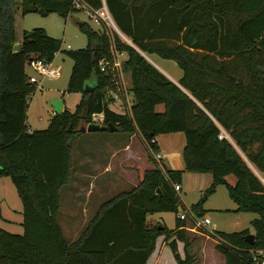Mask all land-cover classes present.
I'll return each mask as SVG.
<instances>
[{
    "label": "trees",
    "instance_id": "trees-1",
    "mask_svg": "<svg viewBox=\"0 0 264 264\" xmlns=\"http://www.w3.org/2000/svg\"><path fill=\"white\" fill-rule=\"evenodd\" d=\"M82 1L94 9L106 4L135 46L175 60L183 76L176 83L115 30L110 37L83 22L88 47L66 51L74 60L67 90L81 92L82 99L75 111L64 106L46 129L28 132L29 100L37 87L27 61L36 56L53 62L62 40L44 27L26 29L22 50L13 51L16 9L66 19L80 9L74 0H0V175L12 179L24 205L23 233L0 227V264H148L164 233L176 236L169 242L174 251L177 240L184 243L178 264H193L185 221L177 217L169 229L149 219L178 212L175 184L186 172L214 176L203 200L191 206L198 216L205 198L229 175L236 177L228 184L230 195L238 210L258 213L251 221L256 240H245L249 230L217 231L224 242L216 249L225 264H250L251 251L264 248V181L256 172L264 175V0ZM116 51L128 55L122 71L130 75L133 103L125 112L110 107L118 75L100 66L101 59L113 62ZM87 83L94 88L86 91ZM93 113H103L104 124L140 132L148 143L162 133L184 132L185 167L146 170L137 186L104 201L69 241L58 219L61 189L71 177L73 141L85 131L79 124H89ZM223 130L231 139L220 137Z\"/></svg>",
    "mask_w": 264,
    "mask_h": 264
},
{
    "label": "crops",
    "instance_id": "crops-1",
    "mask_svg": "<svg viewBox=\"0 0 264 264\" xmlns=\"http://www.w3.org/2000/svg\"><path fill=\"white\" fill-rule=\"evenodd\" d=\"M79 24L81 25V22H79ZM21 41L22 38H18L16 35V42ZM127 56V52H116V58L121 63L127 59ZM146 57L173 81L179 83L183 74H179L178 71L176 73L171 72L169 66H164L168 64L167 62L170 59L159 56L161 62H157L147 54ZM117 81V90L110 91L113 98L110 107L117 112H125L131 109L133 103V93L130 90V75L120 71ZM123 81L125 86L122 84ZM42 88H40V90ZM64 106H66L65 102ZM117 130H105L110 133L104 135L105 137L101 138V140H96L93 137H87L88 139L83 138V136H87L85 134H95L98 132L87 133L88 131L85 130L83 132L85 133L84 135L80 133L75 141H73L72 172L69 183L61 189V206L58 216L63 233L69 241H74L81 234L104 201L137 186L140 181H142L146 170L158 166L164 170L167 168L183 169L185 167V161L182 152L179 151V146H170L165 142V140L175 141L176 139L179 140V145L185 144L186 137H182L179 132L167 133L170 134V136L163 139V142H160L158 135L156 136L157 149L163 153V158L161 162L158 163L154 159L147 145V141L140 132L137 131L133 134L125 133L121 135L122 137H117L115 133ZM92 141L99 142H97L98 144H93ZM150 155H152V157H150ZM4 177L5 176L0 175V185L2 183H7L8 187L11 186V188L15 189V185H10L12 183L3 179ZM191 178H193L192 184H190ZM213 179L214 176L210 172H186L181 184V190H184L185 193L191 192V190L195 188L201 191L206 187L209 188ZM15 190L18 192L17 188ZM181 190L178 192L184 203L180 193ZM23 209L24 207H20L18 210L21 218L23 217L20 222L22 229H24ZM0 219L9 221V219L3 216V208H0ZM149 219H153V223L160 221L155 217V214L150 215ZM254 232L255 231H253V233ZM173 234L171 235V237H173L172 239L175 238ZM165 236L162 234L157 238L156 249L150 256L148 264L178 263L177 260L175 261V259H173L171 249H169L170 247L168 246L171 238ZM177 243L181 244L183 242L177 240ZM215 259L218 260L217 257H203L202 264H217V260L215 261ZM221 261V264H225V259H222V257Z\"/></svg>",
    "mask_w": 264,
    "mask_h": 264
},
{
    "label": "rangeland",
    "instance_id": "rangeland-1",
    "mask_svg": "<svg viewBox=\"0 0 264 264\" xmlns=\"http://www.w3.org/2000/svg\"><path fill=\"white\" fill-rule=\"evenodd\" d=\"M15 17V30L18 38L23 39V34L26 29L29 30L35 27H44L48 34L56 36L62 40V47L60 51L56 53L54 58V65H60L62 67V75L59 78H44L43 81H45L42 83L43 88L41 90L37 89L36 92L31 95L29 100V117L27 125L33 130H42L49 126L50 119L55 115V110L51 103L54 98L62 99L71 111H75L78 103L82 99L81 92H68L67 90L74 60L67 55L66 51L71 49L86 48L89 45L88 37L81 29L79 22H87L95 29L103 30L106 33L108 32L110 37L112 36L111 31L115 30L125 41L133 44L129 41L130 39L117 30V27H115L112 22L103 21L101 24H98L83 9L73 11L66 19L57 12H52L48 15H41L37 12L23 14L20 7H18L15 12ZM151 57L155 61L161 62L158 55L153 54ZM167 63L168 64H165L164 66H169L171 72L176 73L178 71L179 74H183V70L175 60L170 59ZM26 70L28 74L32 73L30 68H27ZM122 84L124 85V81ZM123 91L125 92L124 89ZM87 126L88 122L86 123L85 120H82L79 124V129L81 127L86 129ZM87 133L91 132L88 131ZM107 133L110 132L98 131L95 134L83 133L82 135H87L83 136V138L93 137L96 140H101V138L105 137L104 135ZM115 133L117 137H122L121 135L127 132L117 130ZM179 134L182 135V137L185 136L184 132H179ZM169 136L170 134L162 133L158 135V138L160 139V142H163V139H166ZM97 142L99 141H92L93 144H98ZM165 142H167L170 146L178 145L179 151L183 154L185 144L179 145V140L176 139L175 141L165 140ZM242 155L246 158L245 154L242 153ZM150 157H152V155H150ZM256 172L264 181V175L259 173L257 170ZM3 179L12 183L10 185H15L10 177L5 176ZM235 181L236 177L234 175H229L226 178L227 183L218 185L216 191L210 193V195L205 198L203 202L204 213L202 216L198 217H209L211 219V223L207 224L205 228L197 229L198 232L187 229L191 241L188 251L194 256L193 264H202L203 257H217L218 260L215 259V261L217 260V264H221V257L222 259H225L224 255L216 249V245L219 243L218 240L220 239L219 235L217 233H209V231H213L214 229L228 233L240 232L244 230H249L250 232L255 231L251 221L258 216V213L238 210L236 202L230 195L228 184H234ZM192 183L193 178L190 179V184ZM13 189L14 188H11V186L8 187L7 183H2L0 185V208H3V216L6 219H9V221L0 219V227L13 233H23L24 229L20 226V222L23 217L21 218L18 210L20 207H24V205L19 193L15 190L16 188L14 190ZM207 189L208 187L200 191L195 188L188 193L181 190L180 193L185 204L183 202L181 203L178 212L165 211L156 213L155 217L160 220L156 223L162 226L166 225L169 229H174L176 227L178 213L185 211L187 208L191 207L192 204H196L200 200L202 201ZM152 220L153 219H150V222L152 224H156L153 223ZM185 223L192 226L189 221H185ZM163 235L165 236L167 234L164 233ZM173 236L176 237L174 234ZM170 238L169 242L173 237ZM168 246L170 247L169 249H171L172 257L175 261L178 256L177 252L181 257H185L186 252L183 243H178L177 250L175 251L169 243ZM174 264L178 263L174 262Z\"/></svg>",
    "mask_w": 264,
    "mask_h": 264
},
{
    "label": "built area",
    "instance_id": "built-area-1",
    "mask_svg": "<svg viewBox=\"0 0 264 264\" xmlns=\"http://www.w3.org/2000/svg\"><path fill=\"white\" fill-rule=\"evenodd\" d=\"M75 7L79 9L85 10L91 18H93L98 24H101L103 21H110L117 26L112 18V15L107 7L106 4H104L99 9H94L87 5L82 0H74ZM117 52V51H116ZM116 52H114V60L113 62H109L106 59L100 60V66L103 71H107L111 68L113 72H115V75H119V72L122 71V63L116 58ZM27 68H30L32 70V73L29 74V79L31 82L36 84L37 89L42 88V82L43 79L46 77H52V78H59L62 75V67L60 65L55 66L53 62H46L43 59L33 56L29 57L27 61ZM118 82V81H117ZM95 123L102 124L104 122V114L103 113H93L92 115V121ZM90 122V123H91ZM33 130L31 128L28 129V132H32ZM220 137H227L230 138L229 133L223 130V132L220 134ZM153 144L157 145V138H152V142L148 143L150 151L152 152L154 159L159 163L161 162L163 158V153L157 149L153 148ZM182 186L180 183L175 184V189L177 191L181 190ZM178 217L181 220L189 221L192 226L185 225L184 227L186 229L198 232L197 229L199 228H205L207 224L211 223V219L209 217L205 218H199L198 215L195 213V211L189 207L185 211L178 213ZM209 233H217V230L214 229L213 231H209ZM219 243L224 242V239L219 236ZM250 264H264V248L260 249H253L251 251V261Z\"/></svg>",
    "mask_w": 264,
    "mask_h": 264
},
{
    "label": "water",
    "instance_id": "water-1",
    "mask_svg": "<svg viewBox=\"0 0 264 264\" xmlns=\"http://www.w3.org/2000/svg\"><path fill=\"white\" fill-rule=\"evenodd\" d=\"M117 27V26H116ZM117 30L123 34L121 32V30L117 27ZM124 35V34H123ZM130 42H132L131 40H129ZM133 43V42H132ZM133 46H135L134 44H132ZM23 47V43L22 42H16L13 46V51L17 52L22 50ZM137 49H139L137 46H135ZM141 51V49H139ZM142 52V51H141ZM145 56L146 54L144 52H142ZM28 57V56H27ZM94 86L91 83H87L85 86V90H91L93 89ZM52 106L55 109V114H60L62 113V111L64 110V101L62 99L59 98H54L52 101ZM119 129V127L113 123H108V124H100V123H95V122H91L88 124L87 128L85 129L86 131L89 132H95V131H105V130H109V131H115ZM160 191V188L158 189ZM206 196V193L205 195ZM162 225H159V228H162ZM245 240L248 241L249 243L253 244L256 240V234L253 232L247 233L244 236ZM178 254V253H177Z\"/></svg>",
    "mask_w": 264,
    "mask_h": 264
}]
</instances>
